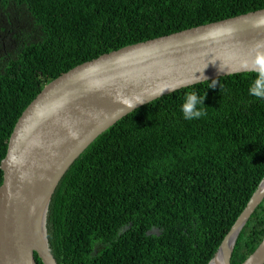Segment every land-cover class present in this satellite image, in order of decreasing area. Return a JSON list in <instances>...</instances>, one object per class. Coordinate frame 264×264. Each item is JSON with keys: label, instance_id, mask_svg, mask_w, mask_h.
Instances as JSON below:
<instances>
[{"label": "trees", "instance_id": "1", "mask_svg": "<svg viewBox=\"0 0 264 264\" xmlns=\"http://www.w3.org/2000/svg\"><path fill=\"white\" fill-rule=\"evenodd\" d=\"M262 8L264 0H0V186L19 118L54 79L125 46ZM254 76L179 89L102 133L52 197L58 264H208L264 178V100L249 95ZM193 91L206 97L207 114L186 120L181 106ZM263 239L264 201L232 264Z\"/></svg>", "mask_w": 264, "mask_h": 264}, {"label": "water", "instance_id": "2", "mask_svg": "<svg viewBox=\"0 0 264 264\" xmlns=\"http://www.w3.org/2000/svg\"><path fill=\"white\" fill-rule=\"evenodd\" d=\"M258 41H264V8L125 46L47 84L19 118L1 162L0 264H38L36 254L43 264H58L48 214L57 186L79 156L145 104L201 82L250 72L236 69ZM194 73L205 78L191 83ZM138 96L145 102L128 108ZM263 201L264 178L208 264H232L238 238ZM242 264H264V239Z\"/></svg>", "mask_w": 264, "mask_h": 264}, {"label": "clouds", "instance_id": "3", "mask_svg": "<svg viewBox=\"0 0 264 264\" xmlns=\"http://www.w3.org/2000/svg\"><path fill=\"white\" fill-rule=\"evenodd\" d=\"M225 68H230V65H225ZM221 70H224V68H221ZM236 71H250L255 74L248 88L249 95L264 100V41H258L252 46L250 56L240 61L239 68ZM201 78H205L203 73H201V76H196L194 73L193 80L190 82H197ZM212 87L214 88L215 86ZM168 91H175V88L168 89ZM205 98L195 91L186 93L181 106L184 119L195 120L205 116L207 114L203 108ZM145 100V98L138 96L126 106L133 108L139 103H144Z\"/></svg>", "mask_w": 264, "mask_h": 264}, {"label": "flooded vegetation", "instance_id": "4", "mask_svg": "<svg viewBox=\"0 0 264 264\" xmlns=\"http://www.w3.org/2000/svg\"><path fill=\"white\" fill-rule=\"evenodd\" d=\"M101 248H102L101 246H98V245H97V246L94 248V249H95V252H96V253H94V255H96L97 252H98V250L101 249Z\"/></svg>", "mask_w": 264, "mask_h": 264}]
</instances>
